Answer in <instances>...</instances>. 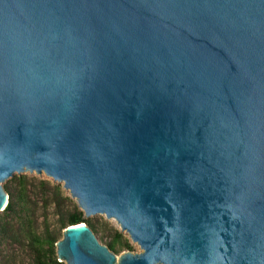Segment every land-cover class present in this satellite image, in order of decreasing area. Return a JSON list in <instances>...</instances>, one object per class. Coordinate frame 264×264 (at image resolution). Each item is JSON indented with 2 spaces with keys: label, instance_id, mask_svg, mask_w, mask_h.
Instances as JSON below:
<instances>
[{
  "label": "water",
  "instance_id": "obj_1",
  "mask_svg": "<svg viewBox=\"0 0 264 264\" xmlns=\"http://www.w3.org/2000/svg\"><path fill=\"white\" fill-rule=\"evenodd\" d=\"M44 174L64 264H264V0H0V212Z\"/></svg>",
  "mask_w": 264,
  "mask_h": 264
},
{
  "label": "trees",
  "instance_id": "obj_2",
  "mask_svg": "<svg viewBox=\"0 0 264 264\" xmlns=\"http://www.w3.org/2000/svg\"><path fill=\"white\" fill-rule=\"evenodd\" d=\"M2 186L8 202L0 212V264H64L58 262L55 244L66 227L81 223L99 233L98 240L114 254L132 250L124 233L84 218L60 184L23 174Z\"/></svg>",
  "mask_w": 264,
  "mask_h": 264
},
{
  "label": "rangeland",
  "instance_id": "obj_3",
  "mask_svg": "<svg viewBox=\"0 0 264 264\" xmlns=\"http://www.w3.org/2000/svg\"><path fill=\"white\" fill-rule=\"evenodd\" d=\"M25 175H27L28 177H34V178H40V179H46V180H49V181L52 182V183H55V182H53V180L47 178L44 174L38 176V175H36V174H28V173H26ZM56 184H57V183H56ZM60 185H61V184H60ZM61 187H62V185H61ZM62 189H63V188H62ZM64 192H65L66 195L68 196V193H67L65 190H64ZM68 197H69V196H68ZM69 198H70V197H69ZM70 199H71V198H70ZM71 200L75 203V201H74L73 199H71ZM75 204H76V203H75ZM88 219L92 220V222L95 223V224H97V223H101V222H106V223H108L110 226H113L114 228L118 229V226L116 225V223H115L113 220H106V219H105V216H103V215H94V216L89 217ZM118 230H119V229H118ZM95 236H96L97 239L100 238V234H99V233L95 234ZM98 241H99V240H98ZM99 243L103 245V242H100V241H99ZM130 244H131V246H132V250L129 251V252H131V253H139V252L141 251L140 248L134 246L133 243L130 242ZM125 252H127V251H122L120 254H118V255H116V256L119 257L121 254H123V253H125ZM22 256H23V255L21 254V256L19 257V259H21Z\"/></svg>",
  "mask_w": 264,
  "mask_h": 264
}]
</instances>
